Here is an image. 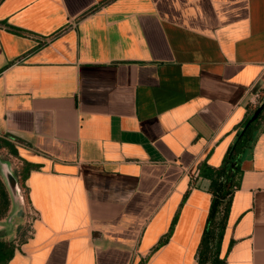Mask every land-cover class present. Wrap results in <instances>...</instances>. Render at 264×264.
<instances>
[{
  "label": "crops",
  "instance_id": "0c3cea01",
  "mask_svg": "<svg viewBox=\"0 0 264 264\" xmlns=\"http://www.w3.org/2000/svg\"><path fill=\"white\" fill-rule=\"evenodd\" d=\"M257 95L264 0H0V152L26 191L7 264H198L200 166ZM241 170L220 256L264 264V126Z\"/></svg>",
  "mask_w": 264,
  "mask_h": 264
},
{
  "label": "trees",
  "instance_id": "16d2710c",
  "mask_svg": "<svg viewBox=\"0 0 264 264\" xmlns=\"http://www.w3.org/2000/svg\"><path fill=\"white\" fill-rule=\"evenodd\" d=\"M256 108L248 111L241 122L235 140L229 146L221 166L212 168L205 163L200 166L201 175L211 181L209 191L212 195V201L198 248V264H225L224 258L220 256L221 243L232 197L234 191L239 187V179L242 173L241 160L244 153L253 148L257 135L264 126V107L257 119L247 125ZM0 197L3 200V204L0 206L1 218L9 204L7 191L1 181ZM14 254V243L12 240H6L4 234L0 233V264H7Z\"/></svg>",
  "mask_w": 264,
  "mask_h": 264
},
{
  "label": "water",
  "instance_id": "95a60500",
  "mask_svg": "<svg viewBox=\"0 0 264 264\" xmlns=\"http://www.w3.org/2000/svg\"><path fill=\"white\" fill-rule=\"evenodd\" d=\"M264 107V101L262 104L259 105V107L256 108L255 112L251 116L250 120L248 121L247 125L252 123L254 120L257 119L261 111L263 110ZM1 170L2 174L5 178V181L8 185L9 192L11 194V197L15 203H20L19 199V194H18V182L17 179L15 178L13 172L10 170V167L8 163H1Z\"/></svg>",
  "mask_w": 264,
  "mask_h": 264
},
{
  "label": "built area",
  "instance_id": "2783aa9c",
  "mask_svg": "<svg viewBox=\"0 0 264 264\" xmlns=\"http://www.w3.org/2000/svg\"><path fill=\"white\" fill-rule=\"evenodd\" d=\"M261 102L262 101H260V97L257 95L255 104H261ZM253 103H254V101H253ZM18 194H19V196L22 197V199H24V196L26 194V191L21 186H19V184H18ZM24 201L22 202L23 203V220H24V226L27 229L26 230L27 231L26 236L30 237L33 233V226H34L35 221L38 219V215L31 208V206L27 203V201H25V202Z\"/></svg>",
  "mask_w": 264,
  "mask_h": 264
},
{
  "label": "rangeland",
  "instance_id": "374dc122",
  "mask_svg": "<svg viewBox=\"0 0 264 264\" xmlns=\"http://www.w3.org/2000/svg\"><path fill=\"white\" fill-rule=\"evenodd\" d=\"M1 163H8L9 166H12L11 161H10V158L7 156V154H4V152H0V181L3 183V185L5 187V190L7 191L8 200H9V203H10L11 194L9 192L8 185H7L6 181H5V178H4L3 174H2ZM2 204H3V200L0 197V206ZM4 213H6V211ZM4 213H3L2 216H4Z\"/></svg>",
  "mask_w": 264,
  "mask_h": 264
}]
</instances>
